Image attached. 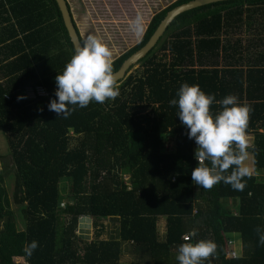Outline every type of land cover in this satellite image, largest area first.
<instances>
[{"label":"trees","instance_id":"obj_1","mask_svg":"<svg viewBox=\"0 0 264 264\" xmlns=\"http://www.w3.org/2000/svg\"><path fill=\"white\" fill-rule=\"evenodd\" d=\"M188 1L155 14L112 71L146 44L168 11ZM74 49L56 0H0V126L10 151L0 172V264H178L185 236L216 244L202 264H264L256 233L264 228V0L181 13L137 63L142 69L115 82L114 99L57 117L47 107L54 77ZM185 82L217 101L235 95L247 107L253 171L242 178V191L192 181L196 144L169 105ZM21 94L26 98L17 100ZM81 218L117 224L106 239L100 230L87 242L78 233ZM237 237L241 253L228 256V239ZM33 240L38 246L27 255Z\"/></svg>","mask_w":264,"mask_h":264},{"label":"clouds","instance_id":"obj_2","mask_svg":"<svg viewBox=\"0 0 264 264\" xmlns=\"http://www.w3.org/2000/svg\"><path fill=\"white\" fill-rule=\"evenodd\" d=\"M142 26L143 18L140 14L129 23L130 30L135 34L142 31ZM111 57L112 51L103 39L88 34L82 45L74 49L63 70L54 77L55 98L48 103V110L57 117L67 118L74 110L73 106L84 108L90 101L102 104L106 99H114L118 95V88ZM25 98L24 94L17 96V100ZM214 102L220 105L219 111H210V105ZM169 105L177 107L176 116L180 124L185 126L187 137L196 144L193 155L198 166L191 171L194 184L207 190L223 181L234 190L242 191L245 188L242 178L251 175L245 163L249 147L245 134L247 107L242 106L235 95L228 94L217 101L213 94L205 93L199 85L187 82L180 85L176 95L169 100ZM206 160L211 167L205 165ZM230 166H233L230 174L225 175ZM256 233L258 244L264 245V228L257 227ZM196 234L193 229L191 236L195 237ZM182 239L188 242L177 248L178 264H202L215 253L216 244L211 240ZM37 246V241L33 240L24 246L23 251L31 255Z\"/></svg>","mask_w":264,"mask_h":264},{"label":"rangeland","instance_id":"obj_3","mask_svg":"<svg viewBox=\"0 0 264 264\" xmlns=\"http://www.w3.org/2000/svg\"><path fill=\"white\" fill-rule=\"evenodd\" d=\"M73 4H81L78 11L75 10L74 18L78 23V28L82 34L83 39L86 38L88 34H94L102 38L103 41L110 47L112 51V61L121 56L127 50L136 46L144 37V34L148 28L149 23L153 16L170 6L177 0H134L133 2V14L129 15L128 11L130 8L127 6L122 7L125 12H119L118 8H115L112 2H108L105 6L106 0H70ZM110 1V0H109ZM118 3V2H117ZM119 4V3H118ZM102 5L104 8L102 9ZM120 5V4H119ZM97 6V7H96ZM129 9V10H128ZM137 14H140L143 18L142 31L139 34L133 33L129 28L130 21L135 18ZM142 67L140 64H135L132 66L128 74L131 72H138ZM29 90V88L27 89ZM43 88H39V92L43 93ZM29 95L31 93L29 92ZM247 139L252 138L253 135H246ZM0 155L2 156L3 164L0 166V172L4 171L7 164L10 165V151L8 140L6 134L0 126ZM252 153L248 151V158L245 161L250 170L252 169ZM63 189L66 192L69 190L70 181L63 182ZM12 189V188H10ZM64 204V202L62 203ZM233 205V204H231ZM16 207H14L15 209ZM83 221V222H82ZM116 222L112 221L111 218L108 219H96L88 218L80 220L81 228L78 233L83 234L89 242L92 238L97 235V231H101L99 236L101 239H106L108 232L116 227ZM160 230L164 231V222L160 220ZM84 228V229H83ZM89 230V231H88ZM108 230V231H107ZM235 246L241 253L242 243L240 238H235ZM125 259L129 258L125 256ZM131 260V258H130ZM17 262H25L23 258H16Z\"/></svg>","mask_w":264,"mask_h":264},{"label":"water","instance_id":"obj_4","mask_svg":"<svg viewBox=\"0 0 264 264\" xmlns=\"http://www.w3.org/2000/svg\"><path fill=\"white\" fill-rule=\"evenodd\" d=\"M219 1L225 0H190L172 8L163 20L160 22L154 33L151 35L149 40L144 46L138 49L136 52L131 54L121 65V67L113 72L115 82H119L125 78L130 71L131 67L137 64L142 58H144L157 44L159 39L164 35L167 28L175 20V18L181 13L208 4H212ZM58 7L61 11L64 24L68 30L71 41L76 48L82 45V36L79 31L77 24L74 21L73 13L69 6L68 0H56Z\"/></svg>","mask_w":264,"mask_h":264},{"label":"crops","instance_id":"obj_5","mask_svg":"<svg viewBox=\"0 0 264 264\" xmlns=\"http://www.w3.org/2000/svg\"><path fill=\"white\" fill-rule=\"evenodd\" d=\"M99 2L101 1V0H98ZM103 1V0H102ZM108 2H112V3H110V4H113L114 6H115V8H118V10H119V12H122V13H124L125 12V10L122 8V7H124V6H127L128 8H130V10L128 11V14L129 15H131V14H133L132 12H133V8H134V6H136V5H134L133 4V2H135L134 0H106V3H105V6L107 5V3ZM120 4H118V3ZM68 3H69V5H70V8H71V10H72V13H73V16H74V11L75 10H77L78 11V8L81 6V4H73L70 0H68ZM97 6H101L102 7V9L104 8L102 5H97ZM96 6V7H97ZM248 141H249V146H251L252 144H253V140H252V138H248ZM248 151V150H247ZM253 157V156H252ZM252 164H253V159H252ZM253 171V165H252V169H251V172ZM230 204V207L232 208V207H234V205L235 204H233V205H231L232 203H229Z\"/></svg>","mask_w":264,"mask_h":264},{"label":"built area","instance_id":"obj_6","mask_svg":"<svg viewBox=\"0 0 264 264\" xmlns=\"http://www.w3.org/2000/svg\"><path fill=\"white\" fill-rule=\"evenodd\" d=\"M185 237H188V236H185ZM234 239L232 238H229L228 239V250H227V255L228 256H231V257H236L238 256V250L235 248L234 246Z\"/></svg>","mask_w":264,"mask_h":264},{"label":"flooded vegetation","instance_id":"obj_7","mask_svg":"<svg viewBox=\"0 0 264 264\" xmlns=\"http://www.w3.org/2000/svg\"><path fill=\"white\" fill-rule=\"evenodd\" d=\"M175 2H176V1H175ZM175 2H174V3H175ZM172 4H173V3H172ZM172 4H171V5H172ZM69 6H70V5H69ZM168 7H169V6H168ZM166 8H167V7H166ZM71 11H72V10H71ZM156 14H157V13H156ZM73 18H74V16H73ZM74 21H75V23H76L77 26H78V23L76 22L75 18H74ZM79 31H80V29H79ZM80 33H81V32H80ZM81 36H82V34H81ZM82 38H83V37H82Z\"/></svg>","mask_w":264,"mask_h":264}]
</instances>
